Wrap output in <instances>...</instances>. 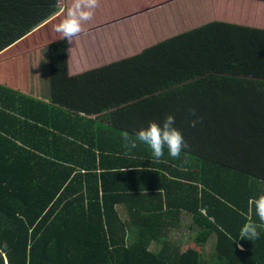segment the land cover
<instances>
[{
    "label": "trees",
    "instance_id": "1",
    "mask_svg": "<svg viewBox=\"0 0 264 264\" xmlns=\"http://www.w3.org/2000/svg\"><path fill=\"white\" fill-rule=\"evenodd\" d=\"M57 1L0 0V264H264V222L249 205L264 195L255 14L64 80L67 40L54 26L65 13L30 32ZM169 114L190 145L179 158L124 147L125 132L135 139ZM248 221L259 237L234 241Z\"/></svg>",
    "mask_w": 264,
    "mask_h": 264
},
{
    "label": "crops",
    "instance_id": "2",
    "mask_svg": "<svg viewBox=\"0 0 264 264\" xmlns=\"http://www.w3.org/2000/svg\"><path fill=\"white\" fill-rule=\"evenodd\" d=\"M120 4L124 7L120 8L117 0H109L108 5H104L102 0H99L100 6L95 10L93 19L84 25L83 32L74 38V42L69 43L67 41V58L66 60L64 59V62H61L62 60H60L58 64L55 65L58 73L62 75L64 80H71V77L78 76L88 70L96 69L100 66L131 55L132 53L125 52L128 45L123 41L127 39L138 41L143 37L147 39V37L152 34L153 30V12H159L161 9H167V13L169 14L168 8L175 7V17H177L178 20L184 18L185 22L187 21L186 28L182 27V30L176 28V32H172L170 35L192 29L214 20L251 24L250 21L252 20L249 17L250 15L246 13L247 11L250 13L253 12V14H255L254 19L256 23L258 25L261 24L264 27V0H124L123 2L120 0ZM66 6L70 5L66 3ZM65 11L66 7L65 9H60V7L57 6L54 13L37 23L30 32L40 29L47 22L52 21L53 18L57 17L58 14L65 13ZM191 12L198 13L199 15L202 14L201 20L196 23L191 21L188 17ZM140 18L146 19L141 25L137 22ZM182 23H184V21H182ZM126 24L135 26L131 29L129 27L124 29L123 27L127 26ZM99 30H104V33H102L99 39L105 37L109 38V41L104 44V48H101L103 54L97 57L83 56L84 50L90 51L92 48L89 42L85 41V34H89L91 31L97 32ZM127 33L133 34L134 37L129 36ZM124 34L126 37H124ZM101 43L102 42H99L98 45ZM125 45L126 48H124ZM118 46H121V48L118 49ZM59 79L60 76L59 78L57 77V79H49L47 82L48 86L56 87L57 84L60 83ZM56 80L59 83H56ZM80 81L86 86L88 79L84 81L80 78L78 86L81 87ZM90 94L86 92L84 98L89 101L88 104L92 102ZM93 103L100 104V101H94ZM240 247H242V245H240Z\"/></svg>",
    "mask_w": 264,
    "mask_h": 264
},
{
    "label": "clouds",
    "instance_id": "3",
    "mask_svg": "<svg viewBox=\"0 0 264 264\" xmlns=\"http://www.w3.org/2000/svg\"><path fill=\"white\" fill-rule=\"evenodd\" d=\"M99 0H72L70 6H66L64 18L54 26V30L61 34V38L71 43L75 37L79 36L84 25L91 21L95 15V10L99 7ZM195 116V110H190ZM199 123V118L189 121L191 127ZM124 147L128 150L137 147V141L147 145L157 159L164 155V149L173 158H179L182 151L190 148L182 132L175 127V116L167 115L161 122H150L146 128H141L135 132V139H132L127 132L123 134ZM125 171V170H124ZM249 205L255 207L256 215L261 222H264V195L250 199ZM258 225L248 221L240 231L239 238L234 239H256L259 237ZM231 239V237H230ZM7 248V243L4 244Z\"/></svg>",
    "mask_w": 264,
    "mask_h": 264
},
{
    "label": "rangeland",
    "instance_id": "4",
    "mask_svg": "<svg viewBox=\"0 0 264 264\" xmlns=\"http://www.w3.org/2000/svg\"><path fill=\"white\" fill-rule=\"evenodd\" d=\"M119 3V7L123 8L124 6L122 4H120V0H117ZM124 0H122L123 2ZM127 1V0H126ZM57 5L60 7V9H65L66 7V0H58L57 1ZM102 2L104 3V5H108L109 0H102ZM169 11V15L167 13V9H161V11L159 12H153V17H152V22H153V30H152V34L149 35L147 37V39H145L144 37L141 38L138 41H132L131 43L128 44V48L126 49L125 52L128 53H135L136 51H138V49L140 48L141 45L143 44H150V42H155L157 39L166 37L170 34H172V32H176V30H182V27L187 26V21L185 22V19H180L178 20L177 17H175V7H170L168 8ZM209 13V12H208ZM168 14V16H167ZM210 14V13H209ZM202 15V14H201ZM201 15H199L198 13L195 12H191L189 13L188 17L191 19V21H193L194 23L198 22L199 20H201ZM168 17V19H167ZM172 18V20H171ZM146 19L145 18H140L137 22L139 25H141V23H143ZM167 20V21H166ZM182 21H184V23H182ZM137 24V23H136ZM127 26H124L123 28L127 29L128 27L131 29L132 27H134L135 25H130V24H126ZM177 28V29H176ZM186 28V27H185ZM183 28V29H185ZM102 33H104V30H99V31H91L89 32V34H85V41L89 42L90 46L92 47L90 49V51H86L84 50L83 52V56H87V57H97V56H101L103 54L101 48H104V44L106 42L109 41L108 37H105L103 39H99L100 36L102 35ZM99 39V40H97ZM131 41V40H129ZM74 42V40L72 41ZM99 42H102L100 45H98ZM126 47V46H125ZM124 47V48H125ZM121 48V46H118V49ZM92 60H96V59H92ZM87 93H94L93 88L91 89H86ZM193 243H191L190 245L192 246ZM153 249H155V245H153L152 247Z\"/></svg>",
    "mask_w": 264,
    "mask_h": 264
}]
</instances>
